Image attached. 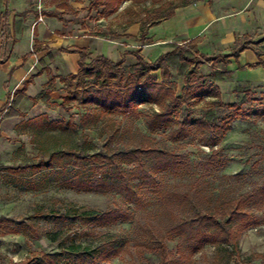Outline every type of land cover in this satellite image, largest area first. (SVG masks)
I'll use <instances>...</instances> for the list:
<instances>
[{"label":"rangeland","instance_id":"rangeland-1","mask_svg":"<svg viewBox=\"0 0 264 264\" xmlns=\"http://www.w3.org/2000/svg\"><path fill=\"white\" fill-rule=\"evenodd\" d=\"M198 1L128 0L115 14L104 20L100 32L94 31L92 35L116 39L117 32L127 29L128 21L134 16L137 22H149L156 16L154 10L160 4L169 10L181 7L185 2L193 4ZM251 2L239 12L253 11L255 1ZM41 3L42 0H31L29 3L30 10L27 12L37 15L34 25L39 23L40 15L43 17ZM101 11H93L95 27H99L97 23ZM3 12L4 5L0 2V19ZM22 37L23 49L19 55L33 48V36L22 34ZM249 38H237L235 50L250 46ZM200 43L202 49L206 48L205 44ZM138 44L140 46L139 40ZM170 47L173 50V45ZM13 51L14 46L10 41L6 52L11 55ZM222 52L218 50L215 53ZM144 58L150 60L146 55ZM136 62L134 57H127L125 66L135 65ZM170 69L171 81L180 94L184 78L179 74L176 60L171 62ZM214 70L223 71L224 67L217 63ZM212 71V67L207 65L199 68L196 76L208 82ZM157 78L161 81L159 74ZM5 82L10 104L0 114V264L20 262L33 253H61L71 246L93 248L109 235L117 236L125 245L112 263H158L155 247L159 240L167 244L175 257L179 256L176 254L178 241L165 238L173 225L174 216L185 218L245 194L252 197L250 206L253 217L249 219V228L240 241L241 258L231 256L230 248L207 245L191 260L177 264H264L263 259L256 257L257 254H264V196L260 193L264 189V117L235 121L232 130L218 143L214 134L202 135L196 131L188 139L179 140L172 134L174 127L151 130L146 117L107 114L101 119H85V115L94 112V109L77 102L67 104L71 111H65L59 107L64 98H52L51 93L68 95L74 84L69 79L61 86L47 84L34 102L25 100L23 95L15 93L17 88L11 89L10 82L6 79ZM214 83L218 84L225 104L236 103L249 113L264 109V93L253 92L249 85L235 84L233 81ZM208 100L193 103L191 107L184 108L182 114L191 113L196 119L204 118L218 123L229 112L209 109L206 105ZM142 111L151 114L160 111V108L148 105ZM41 115H46L48 122H64L70 126L53 129L47 124L28 125V121ZM146 145L174 152L181 157L183 164L177 170L159 174L157 188L144 187L142 205L113 191L82 192L61 187L57 179L59 169L24 170L41 161L47 162L55 150L72 149L85 155L105 154ZM174 193L189 194L193 203L188 205L176 200ZM115 207L126 210L129 219H117L118 215L114 214L83 222L69 215L70 208L106 213ZM4 227L18 230V234L4 235Z\"/></svg>","mask_w":264,"mask_h":264},{"label":"trees","instance_id":"trees-1","mask_svg":"<svg viewBox=\"0 0 264 264\" xmlns=\"http://www.w3.org/2000/svg\"><path fill=\"white\" fill-rule=\"evenodd\" d=\"M9 14L10 0H3ZM128 0H93L90 7L102 9L101 17H110L116 13L122 4ZM185 2L183 6L190 5ZM181 6V7H183ZM173 7L169 10L160 4L155 10V17L149 22L141 23L140 41L144 44L149 40L148 31L174 16ZM167 11L165 14L164 11ZM148 12V11H147ZM137 23L135 16L128 21L131 26ZM36 36V32L34 33ZM37 41L34 50L28 55L38 53ZM243 51V50H242ZM81 55L79 72L70 76L74 84L68 96L59 105L69 112L67 104L77 102L83 106H92L94 112L87 113L85 119L95 117L101 119L107 114L118 116H132L134 118L146 117L151 130L156 128L174 127L173 136L179 140L188 139L195 131L199 134L212 133L220 142L231 130L235 121H249L252 117L263 118L264 109L254 113L245 111L242 106L231 103L225 104L221 99V91L214 84L224 81L231 72L225 70L216 72L213 69L208 76L209 81L197 77L196 71L206 65H214L221 61L228 67L230 59L236 55L211 57L201 54L195 42L186 45H173V50L161 55L154 62H147L141 56L140 50L124 52L121 60L114 62L104 56L96 57L87 62L88 54L85 50H78ZM134 56L136 64L125 66L126 57ZM258 56L262 54L257 52ZM178 62L179 74L184 78V86L178 94L176 85L171 81L172 73L170 64ZM161 81H158L157 73ZM55 78L49 81L54 85ZM26 88L20 92L26 93ZM17 93V92H15ZM209 109L228 111L229 113L218 123H213L204 118L196 119L191 113L183 115L184 108H189L195 102L206 101ZM157 106L158 112L146 114L142 111L145 106ZM7 104L0 113H3ZM28 125L41 126L47 124L50 128L65 129L70 126L64 122H48L46 115H41L27 122ZM114 134H112L113 136ZM181 157L174 152L162 150L152 145L127 149L123 152L109 151L105 154H82L72 149L55 150L47 162L41 161L37 165L27 166L24 170H60L59 185L61 187L82 192H116L123 198L134 201L137 205L143 203V188H157V176L167 171L177 170L182 166ZM71 168V169H70ZM31 183H35L32 181ZM264 196V189L260 191ZM173 197L185 204H192L189 194L174 193ZM252 197L248 194L241 195L228 201L220 202L213 209L199 211L188 217H173V225L165 238L169 241H178L175 257L174 252L168 249L167 244L159 240L155 252L159 257L158 263L146 262L143 264H177L179 261H189L207 245L230 248V255L241 258L240 241L249 228V219L253 217L251 209ZM118 215L117 219H129V213L115 207L106 213L89 209L70 208L69 215L77 220L88 222L101 216ZM4 235L18 234V230L4 227ZM187 246V249H186ZM124 242L115 235H109L96 247L71 246L69 250L61 253H33L28 259L13 264H114L124 250ZM257 258L264 260V254H257Z\"/></svg>","mask_w":264,"mask_h":264},{"label":"crops","instance_id":"crops-1","mask_svg":"<svg viewBox=\"0 0 264 264\" xmlns=\"http://www.w3.org/2000/svg\"><path fill=\"white\" fill-rule=\"evenodd\" d=\"M30 1L10 0L9 14L6 16L7 7L0 0L4 5L0 19V77L1 82L3 81L0 100L2 97L4 100H1L0 110L10 104L5 79L10 82L11 89L17 88V94L23 95L29 102H34L52 78H55L54 85L61 86L70 76L78 74L81 60L78 50L87 52V62H90L89 58L92 60L99 56L118 62L124 52L140 50L143 58L144 55L150 58L144 60L151 63L161 55L171 52L170 45H186L189 42H195L199 52L207 56H237L230 59L226 68L221 61L218 62L223 65V71L231 72L227 79L217 81L218 83H244L253 92L264 93V0H253V11L246 13L239 10L252 0H199L176 9L172 18L149 29V41L144 44L140 41V22L129 26L123 32L118 31L116 39L112 36L109 39L93 36L92 33L100 32L104 20L109 18L99 15V27H95L92 18L95 9L90 7L93 0H42L40 6L44 21L37 25H34L37 15L27 12L30 10ZM22 34L33 36V48L26 54L19 55L23 49ZM240 36H249L251 44L238 51L235 50V43ZM10 41L14 46L11 55L6 52ZM35 41L39 51L36 55L28 56L34 50ZM200 42L206 48L202 49ZM218 50L223 52L215 53ZM257 52L262 55L258 56ZM209 65L215 69L217 63ZM158 74L160 75L159 72L156 75ZM214 84L218 86L217 83ZM25 86L26 93L21 94ZM67 96L54 91L51 93V97L55 99Z\"/></svg>","mask_w":264,"mask_h":264},{"label":"built area","instance_id":"built-area-1","mask_svg":"<svg viewBox=\"0 0 264 264\" xmlns=\"http://www.w3.org/2000/svg\"><path fill=\"white\" fill-rule=\"evenodd\" d=\"M43 21H44L43 17L40 16V17H39V22H43Z\"/></svg>","mask_w":264,"mask_h":264}]
</instances>
